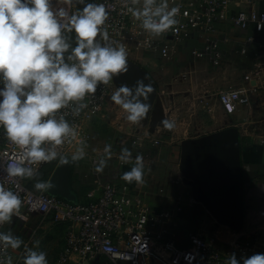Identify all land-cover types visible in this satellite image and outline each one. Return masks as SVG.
<instances>
[{
    "label": "clouds",
    "instance_id": "obj_1",
    "mask_svg": "<svg viewBox=\"0 0 264 264\" xmlns=\"http://www.w3.org/2000/svg\"><path fill=\"white\" fill-rule=\"evenodd\" d=\"M59 6H55V5ZM0 0V129L17 148L8 154L5 171L11 178H33L41 162L69 163L58 148L76 142L71 162L86 156L85 141L78 126L67 119L79 116L88 107L86 100L100 85L113 82L129 71L128 50L109 34V0ZM83 5V7H78ZM126 12L153 36L176 31L180 6L169 0H126ZM186 14V13H185ZM243 15L241 19H243ZM154 92L151 83L137 81L132 88L121 85L110 100L125 113L130 123L146 119L151 111L148 101ZM162 127L173 130L176 124L163 119ZM112 145L106 144L103 156L95 163L102 173L112 158ZM118 159L134 164L121 179L144 183V157L122 147ZM40 192L52 188L50 181H37ZM19 194L0 181V227L19 216ZM28 245L11 230L0 231V264H13L9 249L23 246V264H49L47 252ZM225 264H264V252L249 256L228 255Z\"/></svg>",
    "mask_w": 264,
    "mask_h": 264
},
{
    "label": "crops",
    "instance_id": "obj_2",
    "mask_svg": "<svg viewBox=\"0 0 264 264\" xmlns=\"http://www.w3.org/2000/svg\"><path fill=\"white\" fill-rule=\"evenodd\" d=\"M253 9L264 12V0H230V10ZM249 37L254 38L263 46L264 27L260 31H255L254 28L242 30L228 24L219 25L217 31L209 37L217 45L215 51L219 55L217 65L214 53H209L203 57H197L195 54L196 52L203 53L204 48L209 44L205 37L200 36L190 40L192 41L191 45L186 50L181 46V42L176 43L177 46L172 52L171 58L165 59L166 61L163 62L164 64L171 62V66L165 65L161 68L156 62H150L145 53L141 52L129 56L128 60L138 68L143 77L146 78L145 73L149 76L152 75L150 80L146 79L148 84L151 83L154 88L150 102L151 111L145 120L139 123H130L123 115L124 113L119 114L120 111L113 106L110 107L109 102L98 123L100 131H98V138L103 141L100 143L102 149H96L94 142H92L90 147L85 149L86 156L83 160L71 162V157H69L72 165L71 187L77 194L78 200L86 199L91 193L98 196L107 185H128L137 192L136 200L138 202L155 211L165 209L170 213V217L162 222V227L166 230L168 238L180 246H187L192 239L202 236H214L223 245L231 244L243 235L264 234V221L259 218V211L264 206V91L258 89L256 93L251 94L249 103L240 106L233 114H227L218 102V94L222 90L237 87L251 88L252 85L264 86V69L261 71L258 69V66H263L264 53L256 44L246 42ZM244 48L247 51L242 54ZM191 49H193L192 52ZM151 56L161 58L153 54ZM141 68H145L148 72ZM246 77L251 78L252 81L248 82ZM114 80V84L117 85V79L114 78ZM169 85L182 87V106L179 112L176 104H174L172 91L168 89ZM220 87L224 89H220ZM214 91L217 92L215 104L222 111L220 113L222 121L218 112L214 113V117L216 116L218 123L221 122L222 124L221 127L214 124L209 132L222 129L216 134L203 136L200 134L202 126L196 123L198 119L196 112L205 110L204 108L211 97L207 94ZM217 113L218 115H216ZM165 118L175 122L176 127L173 130L162 127L161 121ZM110 129L114 134L113 156L108 161L104 171L96 173L94 170L95 163H98L103 156V148L108 144L107 139L110 138ZM230 130L234 131L238 144L236 174L240 180L238 202L240 217L238 222L233 225L227 224L222 219L215 208V204L211 201H207L206 207H188L174 213L168 209L169 206L166 204L158 205V207L148 204L144 200L147 199L144 183H128L121 179L122 174L129 171L134 164V159L129 163H123L118 159L122 147L129 148L133 158L137 154L144 157V177H185L182 172L184 146L190 140L213 137ZM137 131H140L141 137H147L143 144L144 150L133 143L137 138L133 134ZM96 133L95 126L92 130V138L96 137ZM155 141H158L159 144L154 146ZM146 152L149 153L146 154ZM49 166H53V169L47 181L50 180L58 165ZM189 184L197 196H208L193 182L190 181ZM27 185H29L28 182ZM192 188L190 187V189ZM31 189L33 188L31 187ZM184 212L196 214L194 217L188 216L189 219L193 218L196 224L193 231L187 230V228L182 231L180 228L178 218L179 216L182 218ZM39 218L42 228L52 234L55 229L53 226L56 223L53 218L51 216L43 218L38 215L32 219ZM174 221L175 223H173ZM59 225H63L61 228H66L63 229L65 247L69 224ZM14 254L15 252L12 250V256ZM102 262L105 264L104 259L99 264Z\"/></svg>",
    "mask_w": 264,
    "mask_h": 264
},
{
    "label": "built area",
    "instance_id": "obj_3",
    "mask_svg": "<svg viewBox=\"0 0 264 264\" xmlns=\"http://www.w3.org/2000/svg\"><path fill=\"white\" fill-rule=\"evenodd\" d=\"M170 7L179 5L180 21L178 30L153 36L144 31L139 22L126 12V0H109L111 5L108 20L109 34L113 41L124 43L128 57L136 53H150L163 59H170L178 42L196 36L205 37L209 44L204 52H196L197 57L214 53L215 63L218 64L217 45L209 39L217 31L219 25L231 23L242 30L264 27V12L258 10H230V0H169ZM55 6H59L58 4ZM60 6L64 5L61 0ZM186 13V14H185ZM243 15V19L241 16ZM256 44L264 53L254 38L246 41ZM246 48L242 54L246 53ZM263 66H258L261 71ZM257 74V72H256ZM248 82L251 78L246 77ZM258 89L264 91V86L251 88L237 87L222 90L218 94L220 107L227 113H235L240 106L249 103L250 95ZM113 92L111 83L100 85L95 95L88 97V107L79 116H72L69 111L67 119L78 126L80 137L85 141V149L93 142L92 130L104 114ZM134 145L144 150L143 144L147 137L140 131ZM155 145L159 142L155 141ZM76 142L66 143L58 148L62 154L71 157L76 149ZM17 151L0 129V181L17 192L23 203L19 216H13L17 222H28L34 216L46 218L51 216L59 224H69L66 245L62 251V264H99L104 259L105 264H225L228 255L236 253L249 256L264 252V234L255 233L251 236H240L231 244H220L214 236H202L192 239L187 246H180L168 238L162 227V222L170 217L165 210H153L136 200V191L125 184H111L102 189L98 196L93 193L84 201H68L60 196L31 189L25 178H11L5 171L8 154ZM149 152H146L148 154ZM58 161L41 162L33 167L36 172L49 165H58ZM259 218L264 221V206L259 211ZM1 229V227H0ZM12 256V250L9 249ZM76 258V259H74Z\"/></svg>",
    "mask_w": 264,
    "mask_h": 264
},
{
    "label": "rangeland",
    "instance_id": "obj_4",
    "mask_svg": "<svg viewBox=\"0 0 264 264\" xmlns=\"http://www.w3.org/2000/svg\"><path fill=\"white\" fill-rule=\"evenodd\" d=\"M78 7L82 8L83 5H78ZM225 24L231 25L232 27H237L231 23H225ZM192 39L193 38L181 41V46L185 50L188 49L191 45L190 43L192 42L190 40ZM192 50L193 49H191L190 51L192 52ZM145 55L147 56L146 58L150 60V62L151 61L156 62L157 64H159V67L161 68L165 65H169V66L172 65L171 62L164 64L163 62L165 59L152 57L151 56L152 54L150 53H145ZM141 69L146 70L145 68H141ZM146 71L148 72V70ZM155 73H158V72L155 71ZM145 76H146V79L148 78L149 80L150 78H152L151 77L152 75L149 76L147 75V73H145ZM115 79H117L116 80L117 85L114 84L115 80L114 82H111L113 91L115 90V87L118 88L120 84L119 77H115ZM175 86L176 87L169 85L168 89L172 91L174 104H176L178 112H179L182 106L181 97L183 96V92H182L183 90H182V87H180V85H175ZM220 89H224V88L220 87ZM207 95L211 96L210 97L211 100L210 99L208 100L207 106H205L204 108L205 110L196 112L197 118H198L196 123L202 126L200 134L203 136L216 134V132H219L222 129V128H219V130L209 132V129L212 126H214V124L219 125L221 127L222 123L221 122L218 123V120H217L218 118L216 116L214 117V113L218 112L219 115L218 113L216 115H218L220 117V120L222 121V116L220 114L222 113V111L219 108V106H216L215 104L217 92L216 91L212 93L209 92V94ZM109 102H110L109 104L110 107L113 106L114 108L120 111L119 114L124 113L123 115L126 116V113L123 112V110L118 105H115L114 103H112L111 100ZM200 113L202 115H199ZM98 123H99V120L96 123L97 133H96V137L93 138V142H94L95 148L99 150V149H102V147L100 148V143H102L103 141L98 138V131H99ZM110 130H109L110 138L107 139V141H108V144H111L113 146L114 145L113 144L114 134L112 130L111 131ZM52 169H53V166H49L39 171L33 178H25L26 182H28L29 184L28 186L30 188L32 187L35 191H38L34 188V184L38 180L46 181L51 175ZM189 183L190 181H188L185 177H144V185H145L144 190L147 193V199H144V200L147 201L148 204L154 207H158V205L166 204L167 206H169L168 209L174 213L179 212L180 209L185 210V208H188V207H199V206L206 207L207 201H210L209 197L208 196H203V197L197 196L193 192V188L192 186H190ZM190 187L192 189H190ZM81 201H84V199H82ZM182 215H183L182 218H180V216L178 218V220H180L181 230L183 231L184 229L187 228V230L191 229V231H193L194 226L196 224L194 223L193 218L189 219L188 216L191 215V217H194V215L196 214L184 212ZM31 219L30 221L25 222V223L11 221L9 225L8 224L3 225L1 231L11 230V232L16 236H19L28 245V247H34L35 241H39L40 242L39 249L47 252V258L49 260V264H62L60 261V258H61L62 251H63L64 244H65V239H64L65 234L63 232V229L65 230L66 228L64 227L61 228V226L63 225H59L58 223H55V225L53 226L55 228L54 232L50 234L51 232L42 228V225H41L42 223L40 222V218L32 219V220ZM173 223H175V221ZM23 251H24L23 246L20 249L14 250L15 254L14 256H12L13 264H23V259H22Z\"/></svg>",
    "mask_w": 264,
    "mask_h": 264
},
{
    "label": "water",
    "instance_id": "obj_5",
    "mask_svg": "<svg viewBox=\"0 0 264 264\" xmlns=\"http://www.w3.org/2000/svg\"><path fill=\"white\" fill-rule=\"evenodd\" d=\"M121 85L132 88L137 81H148L138 68L129 61L127 74L119 76ZM152 94L148 101L151 102ZM237 140L233 130L224 134L190 140L183 148L184 164L182 172L201 191L207 193L222 219L229 225L238 222L240 217V180L236 174ZM72 165L59 163L50 182L52 188L47 193L76 202L77 194L71 187Z\"/></svg>",
    "mask_w": 264,
    "mask_h": 264
},
{
    "label": "trees",
    "instance_id": "obj_6",
    "mask_svg": "<svg viewBox=\"0 0 264 264\" xmlns=\"http://www.w3.org/2000/svg\"><path fill=\"white\" fill-rule=\"evenodd\" d=\"M47 180H48V179H47ZM47 180H46V181H47ZM100 264H104V263L102 262V263H100Z\"/></svg>",
    "mask_w": 264,
    "mask_h": 264
}]
</instances>
